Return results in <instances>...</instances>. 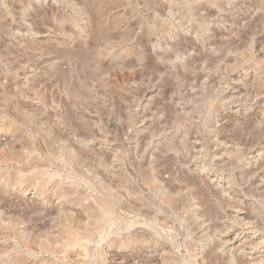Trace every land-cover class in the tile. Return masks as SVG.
<instances>
[{
  "label": "rangeland",
  "instance_id": "1",
  "mask_svg": "<svg viewBox=\"0 0 264 264\" xmlns=\"http://www.w3.org/2000/svg\"><path fill=\"white\" fill-rule=\"evenodd\" d=\"M260 1L0 0V264H264Z\"/></svg>",
  "mask_w": 264,
  "mask_h": 264
},
{
  "label": "bare ground",
  "instance_id": "2",
  "mask_svg": "<svg viewBox=\"0 0 264 264\" xmlns=\"http://www.w3.org/2000/svg\"><path fill=\"white\" fill-rule=\"evenodd\" d=\"M253 1V0H252ZM260 1V0H259ZM260 2H262V1H260ZM255 3V2H254ZM247 4H248V1H247ZM256 5V4H255ZM135 6V5H134ZM244 6V5H243ZM248 8V7H247ZM260 8V7H259ZM252 9V8H251ZM258 10V9H257ZM264 11V10H263ZM262 12V11H261ZM244 13V12H243ZM243 13H241V16H243ZM239 14V13H238ZM246 13H244V15H245ZM262 14V13H261ZM252 15H253V13H252ZM256 15H259L258 13L256 14ZM247 16V15H246ZM262 17V16H261ZM260 17V18H261ZM264 17V16H263ZM123 18V17H122ZM243 18H245V16L243 17ZM251 18V17H250ZM234 19V18H233ZM246 19V18H245ZM257 19V18H256ZM264 19V18H263ZM240 20V19H239ZM231 21V20H230ZM244 21V20H243ZM251 22H252V20H250ZM257 21V20H256ZM259 21V20H258ZM261 21V20H260ZM117 23V22H116ZM230 23H232V22H230ZM241 23V22H240ZM259 23V22H258ZM236 24V23H235ZM242 24V23H241ZM118 25V24H117ZM231 26V25H230ZM246 26V25H245ZM248 26V25H247ZM244 28V26L241 28V29H243ZM247 28V27H246ZM237 29V28H236ZM240 29V28H239ZM246 30V29H245ZM231 31V30H230ZM241 32V31H240ZM236 34V33H235ZM231 36V35H230ZM233 36V35H232ZM229 38H231V37H229ZM235 38V37H234ZM238 38V37H237ZM240 38V37H239ZM236 39V38H235ZM6 53V52H5ZM234 89V88H233ZM16 106V105H15ZM16 109V108H15ZM16 112V111H15ZM14 112V113H15ZM26 112V111H25ZM13 113V112H12ZM24 113V112H23ZM22 117V116H21ZM25 118H23V120H24ZM22 120V121H23ZM26 121V120H25ZM10 122V121H9ZM21 122V121H20ZM24 122V121H23ZM24 123H27V122H24ZM14 125H15V123H13ZM51 147V146H50ZM44 148V147H43ZM53 149V148H52ZM39 150V149H38ZM42 150V149H41ZM73 151V150H72ZM52 153V152H51ZM53 154V153H52ZM55 154H57V153H55ZM61 155V154H60ZM221 156V155H220ZM96 159V158H95ZM133 159V158H132ZM87 160V159H86ZM99 160V159H98ZM97 160V161H98ZM130 160V159H129ZM101 163V162H100ZM92 167V166H91ZM90 170V169H89ZM96 171V170H95ZM87 172V171H86ZM90 173H91V171H90ZM112 175V174H111ZM114 175V174H113ZM61 177V176H60ZM122 183H125V182H122ZM165 183V182H164ZM0 184H1V182H0ZM121 185V184H120ZM61 187V186H60ZM63 187V186H62ZM57 188H58V186H57ZM176 188V187H175ZM130 189V188H129ZM113 191V190H112ZM71 192V191H70ZM61 193V192H60ZM112 193V192H111ZM125 193V192H124ZM130 193V192H129ZM59 194V193H58ZM69 194V193H68ZM75 194V193H74ZM61 196H65V195H63V194H60ZM131 195V194H130ZM129 197V196H128ZM133 197V196H132ZM200 198V197H199ZM126 199H128V198H126ZM135 201V200H134ZM4 202V201H3ZM136 202V201H135ZM36 203V202H35ZM137 203H139V202H137ZM112 204L113 203H111L110 204V201H109V203H107V202H105L104 204H103V206H102V210H103V213L105 212V215H104V218H102L101 219V225H98L97 227H99L97 230H96V232H91V233H89V234H87V235H89V236H86V239L90 242V240H92L93 239V236L95 235H98V231H101V229H103V227L104 228H106V227H108L109 225H112L113 226V229H116V227H118V226H116V225H120V223H121V220H118L119 219V217H117L116 216V214H114V211H113V209H112ZM65 205V204H64ZM132 205H134V204H132ZM55 206V205H54ZM104 207V208H103ZM145 207H147V206H145ZM145 207H144V209H145ZM51 208V207H50ZM63 208H65L66 210L68 209L69 211H71V210H73L72 209V207L71 206H66V207H63ZM114 208V207H113ZM141 208V207H140ZM55 209V208H54ZM58 210V209H57ZM64 210V209H63ZM136 210V209H135ZM138 211V210H137ZM16 212V211H15ZM139 212V211H138ZM143 212V211H142ZM106 213H108V215L106 214ZM71 217L73 216V215H70ZM121 218V217H120ZM123 220V219H122ZM123 222H124V220H123ZM31 227V226H30ZM113 231V230H112ZM116 231V230H115ZM72 232V231H71ZM76 233V232H75ZM70 234V233H69ZM71 235V234H70ZM79 238H81V236L80 235H73V236H71V237H68L67 238V240H66V245H67V247H69V246H71L74 242L76 243L77 241H78V239ZM83 240V239H82ZM85 240V239H84ZM19 242V241H18ZM88 242V243H89ZM102 242V241H101ZM28 244H30V243H28ZM29 246V245H28ZM32 246V245H31ZM30 246V247H31ZM82 246V245H81ZM67 251V250H66ZM65 252V251H64ZM76 255V254H75ZM87 255H88V252L86 251V249L85 248H80V250H79V253H77V255H76V257H77V261H78V259L79 258H81V257H87ZM197 257V256H196ZM73 258V257H72ZM19 260V259H18ZM81 260V259H80ZM79 260V261H80ZM80 263H81V261H80ZM83 263H84V260H83ZM198 263V262H197Z\"/></svg>",
  "mask_w": 264,
  "mask_h": 264
}]
</instances>
